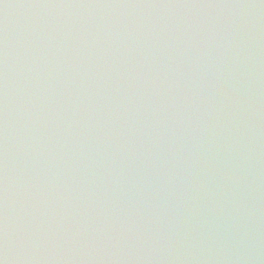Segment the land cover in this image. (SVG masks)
Here are the masks:
<instances>
[{
	"label": "clouds",
	"instance_id": "1",
	"mask_svg": "<svg viewBox=\"0 0 264 264\" xmlns=\"http://www.w3.org/2000/svg\"><path fill=\"white\" fill-rule=\"evenodd\" d=\"M264 0H0V264H264Z\"/></svg>",
	"mask_w": 264,
	"mask_h": 264
},
{
	"label": "water",
	"instance_id": "2",
	"mask_svg": "<svg viewBox=\"0 0 264 264\" xmlns=\"http://www.w3.org/2000/svg\"><path fill=\"white\" fill-rule=\"evenodd\" d=\"M259 254L261 257H264V234L261 235V243L259 245Z\"/></svg>",
	"mask_w": 264,
	"mask_h": 264
}]
</instances>
